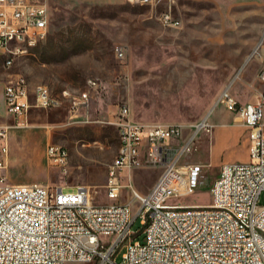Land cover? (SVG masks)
Here are the masks:
<instances>
[{
    "label": "rangeland",
    "instance_id": "1",
    "mask_svg": "<svg viewBox=\"0 0 264 264\" xmlns=\"http://www.w3.org/2000/svg\"><path fill=\"white\" fill-rule=\"evenodd\" d=\"M163 5L46 0V37L2 68V77L20 73L30 85H46L52 95L86 89L88 78L95 79L97 87L88 89L87 106L77 121H68L64 106L31 107L20 129L33 131H6L7 181L68 185L65 189L83 184L92 202H105L102 184L106 165L116 156L113 119L120 104L127 105L131 121L189 125L198 122L230 80L238 101L244 95L254 100L264 90L257 78L264 65V0H171L175 26L157 20ZM114 46L122 48L121 57L114 55ZM49 143L65 147L64 171L48 161ZM246 148L242 140L219 142L216 134L197 132L181 160L202 163L200 181L187 192L168 194L163 203H209V186L220 163L246 161ZM158 172L156 166L133 168L132 185L145 192ZM125 191L121 198L128 199ZM263 197L264 192L260 202ZM137 207L132 199L131 240L143 236ZM121 251L115 255L117 262Z\"/></svg>",
    "mask_w": 264,
    "mask_h": 264
},
{
    "label": "built area",
    "instance_id": "2",
    "mask_svg": "<svg viewBox=\"0 0 264 264\" xmlns=\"http://www.w3.org/2000/svg\"><path fill=\"white\" fill-rule=\"evenodd\" d=\"M160 1L164 5L156 14L159 23L178 24L171 0L145 4L155 7ZM46 13V0H0L2 67L8 68L32 42L46 37ZM5 34H13V41L5 42ZM113 50L116 57L122 56L120 46ZM257 77L264 81V66ZM85 84L86 89L52 95L42 83L29 89L20 73L6 77L3 104L14 121L0 123V264H264V197L259 201L264 192V91L242 105L227 86L220 92L218 101L248 128L250 144L247 161L220 165L207 204L163 203L168 194L187 192L200 181L201 164L176 162L189 150L192 136L181 145L171 144L180 124L131 121L125 103L118 106L113 121L118 144L105 169V202H92L83 184L65 189L68 185L5 180L6 131L26 125L29 107L54 106L61 97L67 98L70 113L85 109L88 89H96L97 81L88 78ZM207 126L204 121L194 124L195 130ZM45 155L65 170L64 146L46 144ZM144 166H156L159 172L147 190L139 192L130 172ZM123 189L128 199L121 198ZM132 199L138 201L135 215L143 225L141 240H131L128 230Z\"/></svg>",
    "mask_w": 264,
    "mask_h": 264
},
{
    "label": "crops",
    "instance_id": "3",
    "mask_svg": "<svg viewBox=\"0 0 264 264\" xmlns=\"http://www.w3.org/2000/svg\"><path fill=\"white\" fill-rule=\"evenodd\" d=\"M89 1L116 3V2H120L122 0H89ZM251 54H252V51L247 55L245 62H247V59H248L249 55H251ZM0 56H1V62H0V98H1V103L3 105V109H4L3 112L0 111V123H7V121H6L7 117H11L12 119H14V118L12 117V115L10 113L5 111L4 104H3L2 89H3V86H4L5 81H6V76L2 77V73H3L2 68L3 69H5V68L2 67L3 56L1 53H0ZM262 66H264V65H262ZM262 66H260L259 69ZM259 69H258V71H259ZM258 80H260V79L258 78ZM260 81L264 83V81H262V80H260ZM232 85H233V80H230L223 88H225L226 86L228 87L230 94L237 101V103L242 105V104H245L247 102L253 101L252 98L247 97L246 95H244L243 97H240L239 98L240 101H238L235 98V95L232 94ZM31 86L32 85L29 84V89H31ZM222 89H221V91H222ZM261 91H264V90H261ZM219 94H218L215 102L206 108L203 116L198 120V122L199 121L201 122L203 120L205 123H207L208 126L206 129L205 128H199V129L195 130L194 124L186 125V124H180L179 122H174V124H180L181 125L180 131H179V134L177 136L171 137L169 139V142L171 144L181 145L188 137L192 136L191 140L189 142V147L191 148L192 141L194 139V135L199 131H207V132L211 133V136H214V134H216V139H218L219 142L223 141V140H232L233 141V140H237V139L245 141L247 144L246 150H247V160H248V151H249V144H250L249 137H248V128L245 125H243L242 123L236 122L234 120V111L232 109H230L229 107H227L226 105H224L223 103L218 101ZM28 98H29V100H31L30 95ZM58 106H64L65 107L66 117L68 118L69 122L77 121L79 116H81L82 111L85 110V109H82L79 107L75 113H70V111L68 110V106H69L68 100H67V98H63V97L60 98V103L57 105L49 106V107H39V108H55ZM30 108L31 107H29L27 112H26V117H27V114H28ZM128 112H129V109H128ZM1 115H3V116H1ZM115 117H116V113H115ZM114 120H115V118L113 119V121ZM135 122H138V121H135ZM140 123H169V122L156 121V122H140ZM24 126H18V127L12 126L8 129V131H33L29 128L28 129L27 128L26 129L25 128L20 129ZM114 128H115V126H114ZM115 131H116V129H115ZM184 131H189V132H188V134H186ZM184 152H186V151H184ZM184 152H182L180 154V156L178 157V159L176 161L177 164L195 163V162H190L187 160H181V155ZM226 162H228V161H226ZM222 163H225V162H221L220 165ZM2 173L5 174L4 169L2 170ZM14 183H28V182H14Z\"/></svg>",
    "mask_w": 264,
    "mask_h": 264
},
{
    "label": "bare ground",
    "instance_id": "4",
    "mask_svg": "<svg viewBox=\"0 0 264 264\" xmlns=\"http://www.w3.org/2000/svg\"><path fill=\"white\" fill-rule=\"evenodd\" d=\"M127 1H130V0H127ZM134 1L138 3H145V0H134ZM12 41H13V34H5V42H12ZM37 43L38 42H32L31 47L36 46Z\"/></svg>",
    "mask_w": 264,
    "mask_h": 264
}]
</instances>
